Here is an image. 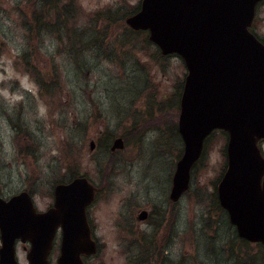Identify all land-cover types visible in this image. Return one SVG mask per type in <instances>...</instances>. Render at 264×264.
<instances>
[{
	"label": "rangeland",
	"instance_id": "1",
	"mask_svg": "<svg viewBox=\"0 0 264 264\" xmlns=\"http://www.w3.org/2000/svg\"><path fill=\"white\" fill-rule=\"evenodd\" d=\"M140 1L0 0V195L28 191L46 211L55 184L86 176L99 188L88 207L98 249L87 264H151L150 250L153 264H247L249 255L264 264V245L244 249L217 207L226 133L207 138L188 190L175 204L168 197L183 152L177 124L186 68L126 24ZM255 21L264 36V1ZM116 137L124 145L111 152ZM129 204L153 206V226H162L152 243L121 233ZM140 229L147 235L151 227ZM59 245L60 231L50 264ZM28 248L17 243L19 264H27Z\"/></svg>",
	"mask_w": 264,
	"mask_h": 264
},
{
	"label": "water",
	"instance_id": "2",
	"mask_svg": "<svg viewBox=\"0 0 264 264\" xmlns=\"http://www.w3.org/2000/svg\"><path fill=\"white\" fill-rule=\"evenodd\" d=\"M259 0H141L126 18L133 29L149 31L162 54L176 53L187 73L180 96L178 132L183 152L176 162L169 198L188 188L190 171L205 137L228 133L226 169L216 191L239 237L264 244V44L248 29ZM116 137L110 149H121ZM90 149L95 147L93 140ZM94 187L76 177L53 188V205L37 212L31 195L0 196V264H19L17 241L29 242L28 264H50L48 255L60 230L57 264H86L93 254L86 207ZM145 211L139 218L145 217Z\"/></svg>",
	"mask_w": 264,
	"mask_h": 264
},
{
	"label": "flooded vegetation",
	"instance_id": "3",
	"mask_svg": "<svg viewBox=\"0 0 264 264\" xmlns=\"http://www.w3.org/2000/svg\"><path fill=\"white\" fill-rule=\"evenodd\" d=\"M264 0H260L257 2L256 4V8H255V15H256V11L258 10L259 8V5L263 2ZM256 28H257V24H256V21H255V16L253 18V21H252V24L250 26V30L251 32L259 39L261 40V42L264 43V36H260L257 32H256ZM92 184L95 186V197H94V200L92 201V203L95 201L97 195H98V187L92 182ZM91 203V204H92ZM90 204V205H91ZM175 204V203H174ZM89 205V206H90ZM137 205V204H136ZM134 204L133 208L131 209V205L129 204L127 206V208L125 209L124 213H123V218H124V223H123V220L122 222L118 225L121 229V233L124 235V236H128L130 238H132L131 240L133 241H148V242H153V229H155V233L157 234V228H161V223H155V225L153 226V206H149V207H146V208H141L139 206H136ZM88 206V207H89ZM142 211H145V217L144 218H139V214L142 212ZM87 218H88V223H89V226H90V231H91V237L93 238V240L95 242L98 241V235L96 234V226L94 225V223L89 219V216H88V208H87ZM142 223H149L150 227H151V230H150V233H148L147 235L146 234H143L141 229H140V225ZM158 235V234H157ZM159 237V236H158ZM153 246V244H152ZM132 253V251H129ZM147 254H149V261L151 264H153V250H150V252L146 251ZM137 253L136 255L138 256H145L143 253V251H140V250H137ZM184 256V254L182 255V257ZM142 258V257H141ZM140 258V261L142 260ZM146 260V258L144 259ZM182 261H184V259H182Z\"/></svg>",
	"mask_w": 264,
	"mask_h": 264
},
{
	"label": "trees",
	"instance_id": "4",
	"mask_svg": "<svg viewBox=\"0 0 264 264\" xmlns=\"http://www.w3.org/2000/svg\"><path fill=\"white\" fill-rule=\"evenodd\" d=\"M163 56V55H162ZM214 132H212V134H213ZM107 146V145H106ZM215 199H216V196H215ZM217 207L218 208H220V206H219V204L217 203ZM234 238H235V240H236V242L238 241L239 242V244L240 245H242L243 247H245L244 249H251V247H249V245L251 244V243H249L248 241H246V240H244V239H241V238H239L238 236H233ZM255 245H258L259 247L261 246V244H259V243H255ZM261 247H263V246H261ZM231 249H233V248H231ZM257 258V257H256ZM256 258H255V260H256ZM246 259H248L247 260V262H244V263H247V264H257L254 260H253V257L252 256H247V258ZM245 259V260H246ZM252 261H254V262H252ZM240 264H243V263H240ZM258 264H260V262L258 263Z\"/></svg>",
	"mask_w": 264,
	"mask_h": 264
}]
</instances>
